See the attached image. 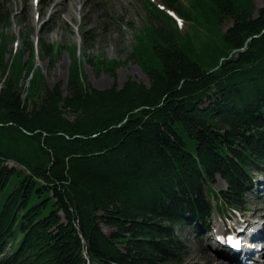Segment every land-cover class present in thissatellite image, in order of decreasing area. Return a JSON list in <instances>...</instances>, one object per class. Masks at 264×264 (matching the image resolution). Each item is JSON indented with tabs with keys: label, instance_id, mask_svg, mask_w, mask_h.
Returning a JSON list of instances; mask_svg holds the SVG:
<instances>
[{
	"label": "trees",
	"instance_id": "1",
	"mask_svg": "<svg viewBox=\"0 0 264 264\" xmlns=\"http://www.w3.org/2000/svg\"><path fill=\"white\" fill-rule=\"evenodd\" d=\"M189 1L145 0L155 22L130 58L149 84L85 83L74 46L66 89L50 88L28 41L27 96L22 49L5 61L13 12L0 2V264H182L188 216L245 209L264 167V6ZM102 64L115 77L118 63Z\"/></svg>",
	"mask_w": 264,
	"mask_h": 264
},
{
	"label": "rangeland",
	"instance_id": "2",
	"mask_svg": "<svg viewBox=\"0 0 264 264\" xmlns=\"http://www.w3.org/2000/svg\"><path fill=\"white\" fill-rule=\"evenodd\" d=\"M151 1L159 4V0ZM181 1L186 5L190 2L189 0ZM0 2L13 12L10 28L3 31L7 37L15 36L14 39L12 38L13 41H6L5 61L12 62L11 50L22 49L23 54L21 58H18L17 63L21 67L20 82L25 96L30 92V80L33 74L28 67H23L30 61L32 55V50L25 46L28 41L34 46L33 68L41 75L43 84L50 88L60 84L64 90L66 89L74 66L72 58L74 46L77 48L76 60L80 64L83 79L85 83L95 88L107 89L114 84L120 87L128 79L144 84L150 83L143 68L130 58L132 47L136 42L135 34L139 33L146 24L155 22L148 14L145 0H0ZM65 3L70 4V11L64 7ZM253 3L256 9L264 6V0H253ZM180 23L183 22L180 21ZM231 24L232 21H226L221 28L222 32ZM187 30L193 33L190 28ZM86 32L87 40L83 36ZM203 34L204 32H201V35ZM0 41L3 42V40ZM41 43L55 46L52 57L43 54ZM106 61L118 63L115 68V77L105 71L102 62ZM5 76L1 78V83ZM253 174L255 175L256 172ZM261 178L262 176L259 175L258 179ZM262 181L264 178L259 181L258 187L256 184L250 185L249 192H246L247 198L242 197V202L247 203V206L252 209L247 219L241 222V224L248 223L247 231L264 226V196L257 198V188L262 185ZM228 189L226 182L217 176L215 183L217 193ZM213 204H216V200ZM241 214L239 213V217ZM239 217H233L234 219L226 225L227 223L222 222V219L230 218L229 211L227 214L214 211L212 220L208 223L219 233L227 232L238 227ZM188 218V221L178 229V234L187 249L182 264H206L205 254L215 257L213 264H232L227 259V249L218 245L215 242L216 239L211 238V233H205L200 224L193 227L195 221L189 216ZM253 220L259 222L255 221L258 222L255 223ZM104 229L107 233L111 232L108 227ZM214 234L216 236L215 232ZM4 254L0 253V258L4 257Z\"/></svg>",
	"mask_w": 264,
	"mask_h": 264
},
{
	"label": "bare ground",
	"instance_id": "3",
	"mask_svg": "<svg viewBox=\"0 0 264 264\" xmlns=\"http://www.w3.org/2000/svg\"><path fill=\"white\" fill-rule=\"evenodd\" d=\"M69 5H70V4H68V3L66 4V3H65L64 7L67 8V10H69V9H70ZM69 11H70V10H69ZM252 227H253V225H252ZM255 228H256V227H255ZM255 228H253V230H255ZM251 231H252V229H251V230L249 229V230L247 231V233L249 234V233H251ZM259 231H261L260 228H259L258 232H259ZM235 235H236V234H235ZM236 236H237V235H236ZM225 239H226V237H225ZM240 239H241V238H240ZM243 239H244V240L241 239V241H243V246H244V248L241 250V254L243 253V254H242L243 257L246 258V257L249 256V254H250L249 252H247V251H248L247 248H248V246L251 244V236L248 237V238L245 236ZM205 256H206L205 258L207 259V263H208V264H213V262L216 260L214 256L207 255V254H205ZM230 256L232 257V255H230ZM249 257H250V256H249ZM251 259H253V258H251ZM231 260H233V259H231ZM207 263H206V264H207Z\"/></svg>",
	"mask_w": 264,
	"mask_h": 264
},
{
	"label": "water",
	"instance_id": "4",
	"mask_svg": "<svg viewBox=\"0 0 264 264\" xmlns=\"http://www.w3.org/2000/svg\"><path fill=\"white\" fill-rule=\"evenodd\" d=\"M251 39H252V38H250L249 40H251ZM235 51H236V50H235ZM235 51H234V52H235ZM234 52H232V53L230 54V57L233 55Z\"/></svg>",
	"mask_w": 264,
	"mask_h": 264
}]
</instances>
